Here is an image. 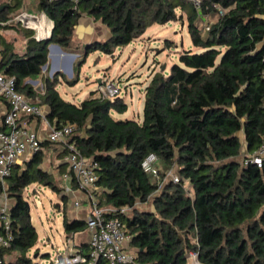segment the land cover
<instances>
[{
	"label": "trees",
	"instance_id": "1",
	"mask_svg": "<svg viewBox=\"0 0 264 264\" xmlns=\"http://www.w3.org/2000/svg\"><path fill=\"white\" fill-rule=\"evenodd\" d=\"M21 2L0 5V30L18 29L8 13ZM36 2L52 24L50 37L36 41L31 31L19 30L26 39L21 54L0 37V71L15 79L18 93L38 99L50 126L76 125L68 142L95 165L98 205L122 222L137 260L186 264L195 253L200 264H264V160L261 168L244 163L264 143V0H201L199 9L186 0ZM83 15L102 24L109 36L78 52L71 40ZM183 16L195 50L180 53L167 75H152L141 122L112 116L127 109L119 97L102 100L93 93L76 105L60 96L58 78L74 85L89 53L111 55L152 25ZM51 43L79 54L70 80L42 73ZM39 77L42 93L26 82ZM44 145L23 167L13 165L6 180L11 239L1 251L5 264H36L27 256L37 235L24 189L37 183L60 192L40 168ZM148 154L164 169L158 178L141 169ZM170 170L177 183L165 179ZM122 208L128 211L120 213ZM62 225L68 237L86 230L85 221L64 213ZM7 255L12 259L5 261Z\"/></svg>",
	"mask_w": 264,
	"mask_h": 264
},
{
	"label": "built area",
	"instance_id": "2",
	"mask_svg": "<svg viewBox=\"0 0 264 264\" xmlns=\"http://www.w3.org/2000/svg\"><path fill=\"white\" fill-rule=\"evenodd\" d=\"M77 2V0H73ZM196 9H199L201 0H186ZM208 30V23L204 24ZM1 52V46H0ZM120 90L113 82L107 81L98 84L94 97L99 99H114ZM0 102L4 108L0 121V264H5L1 251L9 246L10 222L9 201L6 194V180L11 173V168L24 156H33L41 149L40 139L35 131L21 124V119L27 117L39 118L44 121V109L36 102L30 101L18 93L15 89V79L5 76L0 71ZM75 124H65L61 127L50 126L45 141L59 145L63 149V159L68 167V172L63 179L74 184L75 190L87 203L88 213L85 219L86 230L89 233L87 242V256L74 251L70 240L66 239V247L63 254H57L53 264H96L98 260H104L106 264H141L137 260L135 251L127 249L130 235L122 222L116 217H109L112 209L99 207L95 183L97 181L94 172L95 165L81 155L74 143L68 139L76 132ZM264 160V143L260 148L248 154L244 163H252L258 168L262 167ZM159 161L154 154H148L141 162V169L154 178L160 176ZM72 173L69 175V173ZM72 176V177H71ZM165 179L177 183L178 178L172 170L168 171ZM65 192H71L70 187L64 188ZM74 208L80 206V201L73 203ZM127 208L119 210L127 212ZM70 239V238H69ZM186 264H200L195 253H189Z\"/></svg>",
	"mask_w": 264,
	"mask_h": 264
},
{
	"label": "rangeland",
	"instance_id": "3",
	"mask_svg": "<svg viewBox=\"0 0 264 264\" xmlns=\"http://www.w3.org/2000/svg\"><path fill=\"white\" fill-rule=\"evenodd\" d=\"M8 1L0 0V5ZM25 3L24 8L37 13L33 0ZM12 12L8 14H15ZM13 19L10 20L12 25L16 21ZM8 32L12 33L10 30ZM50 46L51 44L47 46V50ZM192 48L184 16L182 21L152 25L140 38L129 45L116 47L111 55L99 51L91 52L80 67L77 82L72 86L68 84H63L62 87L58 86V90L64 100L76 104L84 98L90 97V94H95L99 80L102 82L111 81L120 90L117 97L122 98L127 107L123 114H112V116L117 120L141 122L143 92L152 75L155 73L167 75L170 67L178 63V55L184 50H192ZM49 55L50 52L47 57ZM51 56L53 62L58 63L55 50L51 51ZM65 65L63 74L70 80L74 76V63L67 60ZM51 70L52 67L48 71L49 77ZM55 163H62V158H56ZM52 164L49 159L41 166L51 170ZM158 168L162 173L164 169L160 163H158ZM59 196L60 194H57L49 186L38 184H30L23 191V198L28 204L30 219L37 235L34 247L27 252L28 258L33 263L53 264L56 255L64 253L68 236L63 230L62 212L57 208L62 207L64 210ZM139 207H143V205ZM77 237L78 241L86 240L84 235L82 240L79 236ZM128 246L130 248V245ZM37 254L39 256L36 258Z\"/></svg>",
	"mask_w": 264,
	"mask_h": 264
},
{
	"label": "crops",
	"instance_id": "4",
	"mask_svg": "<svg viewBox=\"0 0 264 264\" xmlns=\"http://www.w3.org/2000/svg\"><path fill=\"white\" fill-rule=\"evenodd\" d=\"M26 1H29V0H22L21 5L18 8L12 10L13 12L11 11L12 13H15V14H12L10 16L12 17V19L14 18L16 20V21H14V25H17L16 27L18 29H15V30L9 29L12 32L11 34H9V32H8L9 30H7V29H5V30L1 29L0 30V37H2L7 43L12 44L14 51L19 53V54H21L25 51V46H26V39L22 35L21 31H19V30L31 31L33 34V38L36 41L47 40L50 37V34H51L50 31H52L51 30L52 29L51 22L46 18V16L42 12L37 10L36 0H33V2H34V6L37 10V13L30 12V10L24 8L26 5V3H25ZM1 8L3 9V6ZM108 36H109L108 30L102 24L94 21L92 18H90L86 15H83L78 19V21L74 27L72 40H71L72 47L76 48L79 52L88 44H91L94 42H103V41L107 40ZM51 45H53V43H51ZM53 50H55L57 52V56H58L57 57L58 63H56V64L53 62V58L51 56V51H53ZM192 50L194 51L195 49L192 48ZM51 51L48 50V52H50V55H49V57H47L48 58L47 68H46V70L42 69V73L49 77L48 71H49L50 67H52L51 74H50L51 76L49 78H51L53 75H56V74L64 75L63 72H64V69L66 66L65 64L67 63V60H70V58H69L70 55L76 56L74 58V60H71V61H73L74 64L76 63L77 59L79 58V54L65 52L60 47H59V50L52 49ZM42 79L43 78L39 77L36 80H27L26 82L29 83L31 85V87H33L35 92L42 93ZM99 81L101 83V80H99ZM100 83H98V84H100ZM63 84H65L64 80L61 77H59L58 78V84H57V90H58V86H61ZM58 92L60 94L59 90H58ZM60 96H61V94H60ZM87 98H84L83 100H85ZM29 100L36 102L38 99L35 98L34 100H32L31 98H29ZM79 103H76V105ZM73 104H75V103H73ZM45 110L46 109H44V114L46 112ZM3 111H4V108L0 102V121L2 119ZM21 124L24 125L25 127H27L28 129L35 131L40 139H44V141L42 143H46V145L42 146V163H41V165L46 160L49 161V159H50L53 163L52 164L53 167L51 168V170H47V169L42 168V166L40 165V168H42L45 172H47L49 175L52 176L54 186L60 190V192L59 193L57 192V194H60L59 198L62 201L64 210L62 207L61 208L57 207V208L59 210H61L62 215L64 213L68 219H77V220L85 221V219L87 217V213H88L87 203L83 201L82 195L77 190H75L74 184L71 183L70 181H66L63 179V175L68 172V167H67V165L63 159V157H64L63 156V149L59 145L51 144V143H48L45 141V137L48 133L50 125L46 121L39 119V118H34V117H27V118L22 117ZM31 157L32 156L22 157L16 163V165L23 167L24 163L26 161H28ZM56 158H62V163L56 164L55 163ZM34 184H37V183H34ZM38 185H40V184H38ZM67 186L71 188V192H65L64 191V188ZM78 200L80 201V206L78 208H74L73 203L75 201H78ZM83 235L86 236V240L85 241H78L77 236H79V238H81L80 240H82ZM67 239L71 241L70 244L72 243L71 245H72V248L74 251L80 252L79 250H81L84 253L88 252L87 242L89 239V233L87 232V230L82 231L80 233H77L73 237H71V236L67 237ZM128 245H127V249L134 251L131 247L129 248ZM38 256H39V254H37L35 257L37 258ZM10 258H11L10 255L5 256V261L10 260Z\"/></svg>",
	"mask_w": 264,
	"mask_h": 264
},
{
	"label": "water",
	"instance_id": "5",
	"mask_svg": "<svg viewBox=\"0 0 264 264\" xmlns=\"http://www.w3.org/2000/svg\"><path fill=\"white\" fill-rule=\"evenodd\" d=\"M0 10H2V8H0ZM51 30H52V29H51ZM50 32H51V31H50ZM52 49H57V50H59V46L56 45V44H53V45H51V46L49 47L48 50L51 51ZM75 57H76L75 55H70V56H69L70 60H74ZM46 68H47V65L44 66L42 69H43V70H46ZM98 83H100V81H99ZM25 204H26L27 209L29 210V208H28V204H27L26 202H25Z\"/></svg>",
	"mask_w": 264,
	"mask_h": 264
}]
</instances>
